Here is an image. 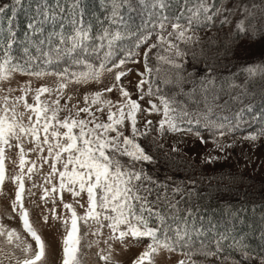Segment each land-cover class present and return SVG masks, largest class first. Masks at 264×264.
<instances>
[{
    "label": "snow or ice",
    "instance_id": "snow-or-ice-1",
    "mask_svg": "<svg viewBox=\"0 0 264 264\" xmlns=\"http://www.w3.org/2000/svg\"><path fill=\"white\" fill-rule=\"evenodd\" d=\"M256 44L264 50V0H0V194L13 186L11 213L35 242L0 223V264H45L24 206L37 188L40 218L65 229L62 264H83L93 246L118 264L113 243L144 238L131 264H157L162 250L175 264H264V216L255 246L236 228L244 204L225 205L223 227L206 220L204 177L184 151L188 139L210 142L216 154L200 163L211 165L264 141V63L224 74ZM133 72L135 99L122 82ZM161 166L163 178L149 171Z\"/></svg>",
    "mask_w": 264,
    "mask_h": 264
},
{
    "label": "rangeland",
    "instance_id": "rangeland-1",
    "mask_svg": "<svg viewBox=\"0 0 264 264\" xmlns=\"http://www.w3.org/2000/svg\"><path fill=\"white\" fill-rule=\"evenodd\" d=\"M142 51V50H141ZM262 48L259 44H256L251 47L250 50H245L237 53L238 59H234V62H242L249 61L253 64H261L262 60H264V55H262ZM139 70L143 71V65L139 66ZM27 79V77L22 76V74L16 75V80L20 83ZM138 80V77L135 72L129 75L128 79L122 81L129 92L133 94L132 98H136V90L134 88L135 82ZM38 81H33V86H38ZM16 84H13L15 87ZM151 119H155V117H150ZM243 135V133H237V136ZM165 144V147H168V144L172 142L171 135L165 138L162 141ZM187 156L192 159L197 167L195 171V175L199 177L203 176H213L217 180H221V177H234V183H231L229 186V180L225 179L222 181L224 183V189L228 191H237V197L239 199L244 198L245 196H250L251 194L258 196L257 194L263 192L264 193V141H257L256 146L253 147L251 142H243L238 143L235 150L232 152L231 159L227 162L221 161L217 164L211 165H201L200 158L211 152L212 155H215V151H213V145L209 142L206 146L200 145L198 142L195 147L192 146L191 139H188L187 145L184 148ZM16 159L15 156L9 157L6 159V170H12V164L10 160ZM149 171L154 172L159 175L160 178H163V174L165 172L164 167H159L157 169L149 168ZM185 171L181 170L176 173V177L178 179L185 178ZM219 178V179H218ZM35 179V177L33 178ZM204 182V181H203ZM221 183V181H220ZM207 184V185H205ZM211 184L216 187L217 183L213 181L205 180L204 187L209 189L208 185ZM26 188L28 187V182L26 181ZM213 190L216 191V188L213 187ZM244 190V191H243ZM250 192L248 195L247 192ZM34 195L31 197L26 196L24 201V206L28 208L30 214V220L33 223V226L37 229L38 233L41 235L42 239L45 242V264H62V253H63V236L66 234L65 229L62 226L59 220L53 221L51 215L49 214V219L47 223H45L40 218V212L44 210L41 205V201L39 199L40 190L33 189ZM226 192V191H225ZM217 193V191L215 192ZM247 194V195H246ZM244 195V196H243ZM230 196V194H229ZM14 198V190L11 184L6 183L4 188V194H0V223L6 224L10 228H15L21 238L25 240L27 243L31 244L33 249L35 248L34 240L26 233L23 229L22 222L19 219L18 214L11 213V199ZM212 197H206V201L211 200ZM70 196L65 195L66 202H70ZM203 200V201H205ZM205 201V202H206ZM83 203V201H81ZM37 205H41L40 208H37ZM48 208H51V204L48 205ZM56 211L58 215L64 214L65 210L57 203ZM79 211V210H78ZM5 213L11 214V219L8 218ZM229 220L228 222H230ZM260 225V222L257 223ZM83 231V229H82ZM107 235V233H105ZM91 239V237H89ZM83 243V241H82ZM148 243L147 239L144 238L141 242H137L135 240L129 239L125 245H120L119 242L113 243V258L118 262V264H131V261L135 259V257L143 251L144 247ZM259 243V241L257 242ZM101 248L105 247L103 243L100 245ZM0 248H3L5 252L8 251L7 247L3 244V238H0ZM98 249L93 246L91 249H88L84 255L83 264H102V262L98 259L95 253ZM17 256L20 255L19 252L16 253ZM182 257L177 253H168L166 250H162L156 257L157 264H175L177 259H181ZM197 259H204V264H222L223 258L218 262L215 257L212 258H201L195 257ZM7 264V261H5ZM223 264H230L229 262H223Z\"/></svg>",
    "mask_w": 264,
    "mask_h": 264
},
{
    "label": "trees",
    "instance_id": "trees-1",
    "mask_svg": "<svg viewBox=\"0 0 264 264\" xmlns=\"http://www.w3.org/2000/svg\"><path fill=\"white\" fill-rule=\"evenodd\" d=\"M254 2L259 7L260 0H254ZM22 19L23 17L21 16V21ZM233 64L237 65V67L245 66L242 62L232 61V63L227 65V70L224 73L225 75H227L229 71L230 72L237 71V67H233ZM200 176H203V175H200ZM203 177H204V182L202 184L203 187H204L205 180H206V183L207 181L208 183L209 181H213L214 183H217V182L220 183L221 181L219 178H218L219 180H217L216 178L209 179L213 177L209 175L203 176ZM213 187L216 188L217 193H215L216 191L213 190ZM204 189L206 190L205 199L206 197L208 198L209 196L212 197L211 200L209 199L208 201H206L207 199L206 200L203 199L206 202L203 200L199 202L202 206H208L209 208V213L206 215V220L208 218H211L214 223L218 221L220 227H223L225 223L224 218H222V212H221V210L225 208V205H232L234 207H239L241 204H244L249 209L246 213L243 214L242 219H240L236 223V228L238 232L247 233L249 237L248 242L253 244V246H255L258 242V239L256 238V232L261 227V217L264 216V208L261 207V205H264V193L261 192L257 194L258 196L251 194L250 196H248V198L247 196H245L244 198L242 197V199H239L237 197L238 194H236V192H238L239 190H237L236 192L235 191L230 192L227 189L225 190L224 187H221L218 189L217 187L213 185L209 189L207 188H204ZM248 193L250 194V192H247V194ZM253 207L255 208V211H253ZM259 222H260V225L257 224ZM197 225H198V221H197ZM236 259H239V257L237 256Z\"/></svg>",
    "mask_w": 264,
    "mask_h": 264
}]
</instances>
